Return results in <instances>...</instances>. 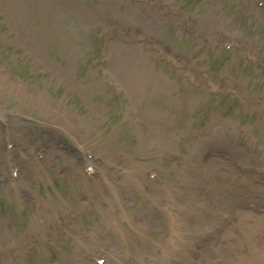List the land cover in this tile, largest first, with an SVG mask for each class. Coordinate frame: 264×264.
I'll list each match as a JSON object with an SVG mask.
<instances>
[{
    "label": "rangeland",
    "instance_id": "rangeland-1",
    "mask_svg": "<svg viewBox=\"0 0 264 264\" xmlns=\"http://www.w3.org/2000/svg\"><path fill=\"white\" fill-rule=\"evenodd\" d=\"M69 1L88 13H75ZM152 1L2 0L0 169L7 163V141L16 143L11 154L16 161L34 158L47 131L75 149L69 153L51 147L44 158H35V165H27L15 183L0 184V248L9 261L0 257V264H96L93 255L107 258L105 264H164L157 258L166 253L156 244L171 247L174 233L166 225L165 210L177 216L174 225L189 257L194 242L207 233L212 237L206 253H217L223 264L236 260L231 250L246 254L244 245L250 250L246 256L252 255L247 239L251 234L257 245L264 243V218L248 212L238 224L240 233L226 230L217 245L212 244L218 222L231 216L236 203H264V185L237 172L230 160H224L232 171L228 173L219 169L221 163L202 160L208 138L216 135L239 156L264 165V102L254 101L264 99V70L250 67L242 50L227 53L212 44L222 29L226 38L242 39L264 57V9L255 6L257 0L243 5L239 0H164L182 8L183 15L176 18L166 8L156 10ZM250 12L260 22L252 21ZM184 17L210 34V42L186 40L189 36L177 26ZM106 30L152 35L180 58L194 57L191 63L198 71L229 75L241 95L232 98L226 90L213 97L204 88L191 90L178 72L160 65L154 52L131 55L117 40L101 52ZM132 65L137 71L146 68L155 82L141 86L130 73ZM159 77L170 83L168 89H153ZM242 97L252 103L244 107ZM82 151L122 162L121 171L114 169L117 175L107 176L112 187H104L101 177L85 176L73 157ZM151 167L163 173L145 193ZM242 180L252 194L234 191V183ZM83 194L85 199H79ZM26 196L31 203L25 202ZM134 212L137 222L129 216ZM182 213L188 214L186 219ZM247 226L250 235L242 231ZM29 235L37 236L38 243L25 254L21 250ZM206 253L203 259L209 261ZM176 255L174 263L181 264Z\"/></svg>",
    "mask_w": 264,
    "mask_h": 264
},
{
    "label": "bare ground",
    "instance_id": "bare-ground-1",
    "mask_svg": "<svg viewBox=\"0 0 264 264\" xmlns=\"http://www.w3.org/2000/svg\"><path fill=\"white\" fill-rule=\"evenodd\" d=\"M123 48H124V51H130L131 52V55L133 54L132 51H136L137 49V44L135 45H122ZM128 53V52H127ZM138 53V52H136ZM139 54V53H138ZM128 55L130 56L129 58L131 59L132 56L128 53ZM145 68V66H144ZM137 72L141 73V75L139 76L137 74ZM145 72V73H144ZM132 75L134 76V78L141 84V86L144 85V83H146V81H150V82H153L154 79H151L153 76L150 74V72L145 68L144 71H140V70H136L133 65H132V68H131V72ZM143 82V83H142ZM155 82V81H154ZM170 86V83L166 82L165 80H163L162 78H158L157 79V83H153L152 84V87L153 89L156 91H160V90H164V89H168ZM182 211H184V209H182ZM247 212V211H246ZM186 213V212H185ZM185 213H182L183 216L182 218L186 219V216L188 214H185ZM165 220L167 222L166 225H168V227L173 231L175 232L176 234H178V238L177 240H172L170 246L171 247H167V244H156V247L158 250H162L163 254H164V251L166 253V255H164L163 257H158L157 258V262H160V263H164V264H173L172 262H170L172 260V255L173 254H180L181 256V262H184L185 260H187V254H186V246H185V243L184 242H180L181 239H180V234H181V231H180V228L177 226V225H174V222L176 220L177 223H179L178 221V218L177 216H172V214L170 212H168L167 210H165ZM175 219V220H174ZM247 225V224H246ZM180 226V225H179ZM254 226H256V224H254ZM248 229V232H249V235H250V227L247 226ZM256 231V229H255ZM125 232H122V235H124ZM252 235V238H248L251 242V247L254 251V255L252 257H242V259H237V261H233L231 262V264H264V243H262L261 245H257V243L255 242V238ZM259 240V239H258ZM261 240H264V239H261ZM164 258V259H163ZM170 260V261H169ZM190 260V258H189ZM191 262V260H190ZM197 262H199L197 260ZM192 263L194 264V262L192 261Z\"/></svg>",
    "mask_w": 264,
    "mask_h": 264
}]
</instances>
